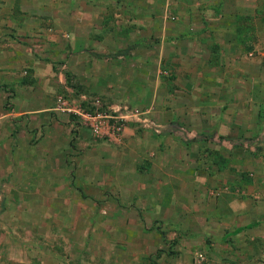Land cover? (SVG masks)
I'll list each match as a JSON object with an SVG mask.
<instances>
[{
	"label": "crops",
	"instance_id": "0c3cea01",
	"mask_svg": "<svg viewBox=\"0 0 264 264\" xmlns=\"http://www.w3.org/2000/svg\"><path fill=\"white\" fill-rule=\"evenodd\" d=\"M261 8L0 0V264H190L176 253L199 236L212 252L210 233L195 231L176 257L154 259L160 219L219 221L222 240L251 230L264 242L257 184L235 164L264 103ZM58 97L140 114L99 139ZM245 253L240 264H264Z\"/></svg>",
	"mask_w": 264,
	"mask_h": 264
},
{
	"label": "rangeland",
	"instance_id": "374dc122",
	"mask_svg": "<svg viewBox=\"0 0 264 264\" xmlns=\"http://www.w3.org/2000/svg\"><path fill=\"white\" fill-rule=\"evenodd\" d=\"M257 3H261V6L264 5V0H256ZM258 19L260 22V30L259 33L261 36L264 37V8H261L258 13ZM246 19H250V17H246ZM258 53L259 56H262V53H264V43H261L258 45ZM76 107H80L85 110H92L89 107H85L82 104L79 103H73ZM261 114L259 119V127H255L254 129L256 131H249L245 134L241 135L240 139L238 140L239 143V149L241 152V158H237V162L235 164H241L236 165L234 167H238V169H242V176H239L240 179L245 181V184H247L249 181H255L257 184V191L254 193V199L255 201H259V204L261 205L262 215L264 217V103L261 102L260 104ZM119 107H114L112 109H117ZM110 111V110H108ZM120 111H123V107L120 106ZM66 114L70 116L71 119H76V115H74L72 112L66 111ZM99 139H106V140H112L111 138H108L107 136L98 137ZM115 141V140H114ZM254 147L253 149H251ZM234 164V165H235ZM240 191H242L240 189ZM243 195L245 193H242ZM245 199L249 201L250 199L247 198L248 194H245ZM103 201V200H102ZM104 202V201H103ZM107 203L104 202L103 206L107 207ZM185 215L187 213L185 212ZM184 218L182 220H178V222H171L166 221L163 219H160L156 222L157 228L159 229V233L162 236L163 246L161 248H158L155 251L154 259L155 258H162L167 256H175L176 255L179 258H183L184 261L188 260L190 264L196 262V264H208L210 261L211 264H226L225 262L230 261L231 264H240L241 261H244L245 256H241L243 252H246V254H253L250 255V260L258 259V261L264 263V243L262 241H254L251 240V230H248L244 235H240L238 237L230 236L228 239L222 240L220 238V232L217 230L219 228V221H213L212 225H215L214 227H210L208 224L204 221L200 220H191ZM256 220V219H255ZM250 220H247V222ZM193 222L195 226H193ZM263 222L262 220L260 221ZM206 225H205V224ZM179 224V225H178ZM234 224H229L228 229H232L235 227ZM207 231L210 233V237H207L206 241L207 245L211 247L212 252L210 251H204V241L203 237L199 236L195 239V244L193 245L195 250L192 252H180L179 251L174 255L175 247L177 242H180V240L185 235L187 236L190 232H195L203 234L204 231ZM174 234V236H173ZM200 239L199 241H197ZM243 247H246L245 249H242ZM242 250V251H241ZM200 251V252H196ZM195 252V253H194ZM166 259V258H165ZM193 260V261H192ZM200 260V261H196Z\"/></svg>",
	"mask_w": 264,
	"mask_h": 264
},
{
	"label": "built area",
	"instance_id": "2783aa9c",
	"mask_svg": "<svg viewBox=\"0 0 264 264\" xmlns=\"http://www.w3.org/2000/svg\"><path fill=\"white\" fill-rule=\"evenodd\" d=\"M173 18V17H171ZM58 109L72 112L78 116L83 123L90 127L91 132L97 137L107 136L108 138H116L124 130L126 122L129 118H133L140 114L137 109H130L123 107V111L120 108L113 109L110 113L105 111H99L97 106L98 102H95L96 106L94 110H85L68 106V103L62 98L58 97Z\"/></svg>",
	"mask_w": 264,
	"mask_h": 264
},
{
	"label": "trees",
	"instance_id": "16d2710c",
	"mask_svg": "<svg viewBox=\"0 0 264 264\" xmlns=\"http://www.w3.org/2000/svg\"><path fill=\"white\" fill-rule=\"evenodd\" d=\"M253 225H254V223H250V224L245 225L244 227L245 228H249V227H252ZM241 229H242V227H239V228L236 229V231H240Z\"/></svg>",
	"mask_w": 264,
	"mask_h": 264
}]
</instances>
